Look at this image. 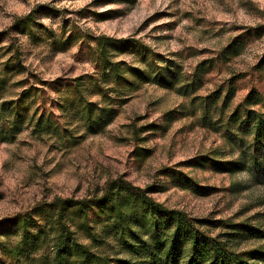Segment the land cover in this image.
Instances as JSON below:
<instances>
[{"label": "rangeland", "instance_id": "1", "mask_svg": "<svg viewBox=\"0 0 264 264\" xmlns=\"http://www.w3.org/2000/svg\"><path fill=\"white\" fill-rule=\"evenodd\" d=\"M28 15L25 32L0 44V114L6 104L0 120V264H52L57 226L49 204L100 197L118 178L192 218L264 228L259 172H221L201 161L242 158L245 145L227 124L251 90L264 95V70L258 69L264 0H0V35ZM104 36L128 41L123 50L109 49L124 80L97 74L95 53ZM240 36L242 53L221 60ZM147 50L156 60L149 51L145 58ZM155 61L171 62L168 71L180 80L175 88L145 81ZM205 61L211 63L196 76ZM184 82L194 85L193 94L178 90ZM98 84L103 93L97 94ZM232 84L236 96L226 104ZM22 96L30 103L28 117L8 139L7 104ZM99 116L108 125L101 128ZM186 178L189 188L182 186ZM67 221L74 241L91 253L131 257L106 233L111 222L100 210H72ZM206 228L212 235L225 232Z\"/></svg>", "mask_w": 264, "mask_h": 264}, {"label": "trees", "instance_id": "2", "mask_svg": "<svg viewBox=\"0 0 264 264\" xmlns=\"http://www.w3.org/2000/svg\"><path fill=\"white\" fill-rule=\"evenodd\" d=\"M31 19V15L18 18L13 28L0 35V44L4 37L25 32L30 26ZM100 40L95 53L98 76L102 79L124 80L121 63L112 60L109 49L123 50L128 41L114 40L106 36ZM243 49V37H237L222 51L220 59L224 62L229 61L239 56ZM148 51L156 60L157 56L150 50L144 51L145 58L149 57ZM210 63V61L201 63L196 70V76L200 77L206 71L203 67ZM155 64V68L145 77V81H158L165 88H175L180 80L176 71H168L171 62L166 61V66H158L156 61ZM258 69L264 70V55ZM98 80L94 79V82L98 83ZM103 83L106 82L101 84ZM96 87L99 89L97 94L103 93V86L98 84ZM178 90L185 96L195 91L194 85L189 82H184ZM236 92V87L230 85L225 97L226 104L234 99ZM5 105L2 106L0 120L5 119L3 118ZM7 105L12 109L8 120L10 126L5 132V137L13 139L28 117L30 103L22 96L18 101ZM104 111L111 113L110 109ZM43 121L44 117L41 116L37 126H41ZM97 123L102 128L108 125L109 121L99 116ZM227 125L235 128L234 135H240L239 143L245 145L241 160L220 162L204 157L201 161L210 163L221 172L233 173L254 168L264 178V95L255 89L251 90L243 103L230 115ZM247 136L251 137L249 143L245 142ZM186 181L188 184L182 186L191 187L190 180L186 178ZM48 207L56 211L54 216L57 237L53 245L52 264H264V228L243 223L229 224L192 218L184 211L167 208L153 199L149 195V190L136 187L122 178L108 184L100 197L83 200L54 198ZM92 208L100 210L107 221L111 222L106 233L119 242L130 258L110 260L108 257L91 253L74 241L67 213L75 210L86 215ZM208 226L224 229L225 232L212 235L206 228ZM249 241L263 244L252 250H239L240 244ZM8 254L11 257L16 256Z\"/></svg>", "mask_w": 264, "mask_h": 264}]
</instances>
